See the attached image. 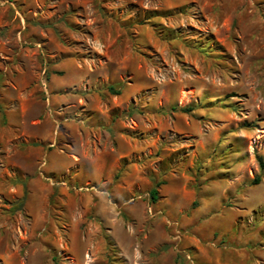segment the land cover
Returning a JSON list of instances; mask_svg holds the SVG:
<instances>
[{
	"label": "rangeland",
	"instance_id": "obj_1",
	"mask_svg": "<svg viewBox=\"0 0 264 264\" xmlns=\"http://www.w3.org/2000/svg\"><path fill=\"white\" fill-rule=\"evenodd\" d=\"M258 157L264 0H0V264H264Z\"/></svg>",
	"mask_w": 264,
	"mask_h": 264
},
{
	"label": "trees",
	"instance_id": "obj_2",
	"mask_svg": "<svg viewBox=\"0 0 264 264\" xmlns=\"http://www.w3.org/2000/svg\"><path fill=\"white\" fill-rule=\"evenodd\" d=\"M111 91H113V92L115 93V91H114L113 88H111ZM116 94H118V93H116ZM192 111H193L192 108H184V109H182V112H184V113H189V112H192ZM257 159H258V162H259V165H260L261 171H264V158H263V157H258ZM260 182H261V178H260V177H257V178H255V180L253 181V184H254V185H257V184H259ZM158 194H159V192H158V190H157V187H156V188H153V189L150 191V198H151V200H152L153 202H157V200H158Z\"/></svg>",
	"mask_w": 264,
	"mask_h": 264
}]
</instances>
